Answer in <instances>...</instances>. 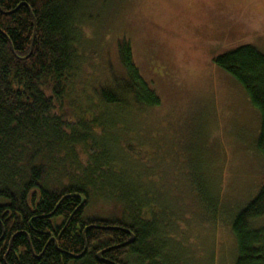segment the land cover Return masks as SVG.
<instances>
[{
	"label": "trees",
	"instance_id": "16d2710c",
	"mask_svg": "<svg viewBox=\"0 0 264 264\" xmlns=\"http://www.w3.org/2000/svg\"><path fill=\"white\" fill-rule=\"evenodd\" d=\"M85 1L0 0V264H154L168 241L149 224V181L118 177L103 148L122 114L160 99L124 38L117 68L95 64ZM214 63L259 114V189L231 230L233 264H264V53L245 44Z\"/></svg>",
	"mask_w": 264,
	"mask_h": 264
},
{
	"label": "rangeland",
	"instance_id": "374dc122",
	"mask_svg": "<svg viewBox=\"0 0 264 264\" xmlns=\"http://www.w3.org/2000/svg\"><path fill=\"white\" fill-rule=\"evenodd\" d=\"M81 18L95 64L117 68L124 38L160 99L103 139L118 177L149 181V224L168 238L154 264H233L231 222L263 169L259 114L214 58L245 44L264 53V0H87Z\"/></svg>",
	"mask_w": 264,
	"mask_h": 264
},
{
	"label": "water",
	"instance_id": "95a60500",
	"mask_svg": "<svg viewBox=\"0 0 264 264\" xmlns=\"http://www.w3.org/2000/svg\"><path fill=\"white\" fill-rule=\"evenodd\" d=\"M132 241H133V235L131 236L130 240L127 243L132 242Z\"/></svg>",
	"mask_w": 264,
	"mask_h": 264
}]
</instances>
